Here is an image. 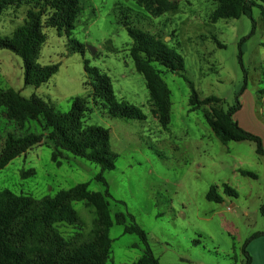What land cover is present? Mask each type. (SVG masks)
Returning a JSON list of instances; mask_svg holds the SVG:
<instances>
[{
    "label": "rangeland",
    "instance_id": "374dc122",
    "mask_svg": "<svg viewBox=\"0 0 264 264\" xmlns=\"http://www.w3.org/2000/svg\"><path fill=\"white\" fill-rule=\"evenodd\" d=\"M174 1L178 2L177 11L155 18L134 0H81L82 12L71 38L86 47L85 53L72 52L64 33L43 26L46 41L37 62L56 65L58 71L39 88L25 86L19 56L0 50V90L13 89L25 98L36 94L56 110L68 112L74 98H86L91 93V79L85 69L96 68L109 77L118 102L137 107L144 116L141 121L114 118L101 102L89 99L84 122L109 130V146L116 155L115 169L103 173L107 186L96 180L101 172L96 163L63 152L57 165L51 157L54 144L45 139L41 146L0 170V192L9 190L42 199L88 182L91 191L104 193L108 188L113 216L128 212L134 217L161 264L245 263V244L251 264H264V237L251 238L264 232V157L256 153L253 142L223 144L208 125L203 108L189 111V83L200 99L215 96L226 109L235 104L244 78L240 53L249 88L264 87L261 8L253 7V19L243 15L213 23L210 17L217 6L213 0ZM255 1L264 8L262 1ZM26 10L9 9L0 15V39L10 38L25 24ZM125 21L160 38L184 60V71L180 72L153 64L170 91L167 129L152 113L146 82L130 56L133 41ZM239 100L241 107L234 119L241 118L242 124L261 134L263 137L255 135L264 146V116L257 115L253 106H242L244 95ZM9 130L20 132L0 107V146ZM26 131L48 134L38 122L28 123ZM242 170L256 177L242 175ZM225 185L237 195L225 194ZM211 188H216L222 202L206 198ZM73 206L81 224L60 223L55 227L65 239L79 244L90 238L96 212L82 201L73 202ZM110 238L106 264H132L143 256V243L136 234L124 233L123 226L115 224Z\"/></svg>",
    "mask_w": 264,
    "mask_h": 264
},
{
    "label": "trees",
    "instance_id": "16d2710c",
    "mask_svg": "<svg viewBox=\"0 0 264 264\" xmlns=\"http://www.w3.org/2000/svg\"><path fill=\"white\" fill-rule=\"evenodd\" d=\"M134 1L155 18L178 10V2L174 0ZM213 1L217 4L210 17L213 23L221 19H239L243 15L253 19L254 6L261 8L264 18V8L255 0ZM260 1L264 3V0ZM21 8L27 9L25 24L10 38L0 39V50L6 49L19 56L23 60L25 86L39 88L58 71L56 65L42 66L37 62L46 41L43 26L64 33L71 44L72 52L82 55L85 53L86 47L71 38L82 12L81 0H0V15L9 9ZM124 26L133 41L130 56L136 71L142 74L146 82L152 102V113L162 128L167 129L170 121V91L153 64L158 63L172 72H180L184 71V60L155 35L131 27L127 21ZM239 62L244 78L234 105L226 109L222 100L215 96L200 99L194 86L189 83V111L203 108L208 125L223 144L253 142L256 153L264 157L262 139L241 128L233 118L234 113L241 107L239 98L248 86L242 53L239 55ZM85 70L91 79L88 83L92 91L86 98H74L68 112L56 110L50 102L36 94L25 98L13 89L0 90V107L5 109V117L20 131L17 133L9 130L3 137L0 146V170L28 150L41 146L47 139L54 144L51 157L57 165H60L58 158L63 152L96 163L101 167L96 180L107 186L103 173L115 169L116 155L109 146V130L87 126L84 122L85 115L90 110L89 99L94 103L101 102L114 118L141 121L144 116L137 107L118 102L106 74L96 68L86 67ZM259 94H264V91H259ZM30 122L40 123L44 131H48L47 136L24 132ZM241 174L256 177L254 173L246 170H242ZM223 192L231 196L237 195L228 185L224 186ZM109 197L108 188L104 193L91 191L88 182L80 183L69 190H60L54 196L42 199L17 195L9 190L1 191L0 264H106L112 245L110 229L115 224L123 226L124 233L136 234L145 247L143 256L133 264H161L150 249L146 232L134 217L128 212H118L115 216L111 214ZM206 198L209 201L222 202L216 188H211ZM75 201L85 202L96 212L90 238L79 244L73 239H65L55 227L60 223L81 224L80 216L73 206ZM260 236H264V232L255 233L251 238L257 239ZM245 246L246 244L242 252L247 261L242 264H251L252 257Z\"/></svg>",
    "mask_w": 264,
    "mask_h": 264
},
{
    "label": "crops",
    "instance_id": "0c3cea01",
    "mask_svg": "<svg viewBox=\"0 0 264 264\" xmlns=\"http://www.w3.org/2000/svg\"><path fill=\"white\" fill-rule=\"evenodd\" d=\"M263 64H261L262 67ZM247 77L248 76V72H247ZM263 77H264V71H263ZM262 83V82H261ZM264 91V87L263 86H258L255 88L254 91H252L249 86H247V89L243 92V94L241 95V97L244 95V100L242 101V106H248L249 108H251L252 106L254 107V111L256 112V114H260L262 116H264V94H259V91ZM240 97V99H241ZM253 117V116H252ZM234 118V117H233ZM235 120V119H234ZM255 124L258 123V116L257 119L256 117L253 119ZM237 121V123L239 124V126L242 128H244L246 131H249L251 133L257 134L259 136H262L261 134H259L258 132H255L251 129L248 128V126L242 124L243 121L240 118L239 120H235ZM263 137V136H262ZM264 139V138H263ZM264 237V236H263ZM253 254V253H252ZM262 258H264V252L262 253ZM253 260L256 261V263H258L259 259L257 257H255V254L253 255ZM136 262V261H135ZM134 263V262H133ZM132 263V264H133ZM242 260L241 262L236 261V264H242Z\"/></svg>",
    "mask_w": 264,
    "mask_h": 264
},
{
    "label": "water",
    "instance_id": "95a60500",
    "mask_svg": "<svg viewBox=\"0 0 264 264\" xmlns=\"http://www.w3.org/2000/svg\"><path fill=\"white\" fill-rule=\"evenodd\" d=\"M90 48V47H89ZM91 49V48H90Z\"/></svg>",
    "mask_w": 264,
    "mask_h": 264
}]
</instances>
